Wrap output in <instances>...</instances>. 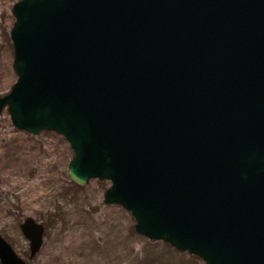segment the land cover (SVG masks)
Instances as JSON below:
<instances>
[{
    "label": "water",
    "instance_id": "1",
    "mask_svg": "<svg viewBox=\"0 0 264 264\" xmlns=\"http://www.w3.org/2000/svg\"><path fill=\"white\" fill-rule=\"evenodd\" d=\"M15 128L65 137L72 181L112 183L138 234L264 264V0H21ZM31 255L45 228L21 226ZM1 264H27L0 233Z\"/></svg>",
    "mask_w": 264,
    "mask_h": 264
},
{
    "label": "rangeland",
    "instance_id": "2",
    "mask_svg": "<svg viewBox=\"0 0 264 264\" xmlns=\"http://www.w3.org/2000/svg\"><path fill=\"white\" fill-rule=\"evenodd\" d=\"M19 1L0 0V98L18 79L11 30L12 10ZM73 157L62 135L18 130L8 108L2 112L0 233L27 264H205L138 234L129 211L106 204L110 181L93 179L85 186L73 182L68 175ZM29 218L45 228L43 246L34 257L21 230Z\"/></svg>",
    "mask_w": 264,
    "mask_h": 264
}]
</instances>
